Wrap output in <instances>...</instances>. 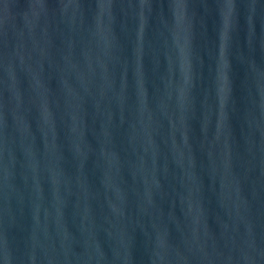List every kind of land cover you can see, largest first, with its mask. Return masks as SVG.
<instances>
[{
  "label": "water",
  "instance_id": "1",
  "mask_svg": "<svg viewBox=\"0 0 264 264\" xmlns=\"http://www.w3.org/2000/svg\"><path fill=\"white\" fill-rule=\"evenodd\" d=\"M0 264H264V0H0Z\"/></svg>",
  "mask_w": 264,
  "mask_h": 264
}]
</instances>
